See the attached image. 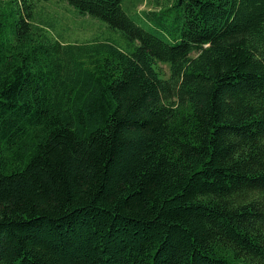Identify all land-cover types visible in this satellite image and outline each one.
<instances>
[{
    "label": "trees",
    "instance_id": "trees-1",
    "mask_svg": "<svg viewBox=\"0 0 264 264\" xmlns=\"http://www.w3.org/2000/svg\"><path fill=\"white\" fill-rule=\"evenodd\" d=\"M63 1L129 46L0 0V264H264V0Z\"/></svg>",
    "mask_w": 264,
    "mask_h": 264
},
{
    "label": "rangeland",
    "instance_id": "rangeland-1",
    "mask_svg": "<svg viewBox=\"0 0 264 264\" xmlns=\"http://www.w3.org/2000/svg\"><path fill=\"white\" fill-rule=\"evenodd\" d=\"M130 0H123L122 6L126 10ZM162 1V0H159ZM37 12L49 13L57 12L59 21L56 23L57 30H64L63 37L73 41L84 42L92 36L106 39L121 47H128L129 43L124 38L120 30H115L107 26L106 23L95 17L81 16L74 13V8L63 0H33ZM153 0H143L136 7V11L149 8L153 5ZM34 7V8H35ZM131 6V16H134ZM167 75V67L160 64Z\"/></svg>",
    "mask_w": 264,
    "mask_h": 264
}]
</instances>
